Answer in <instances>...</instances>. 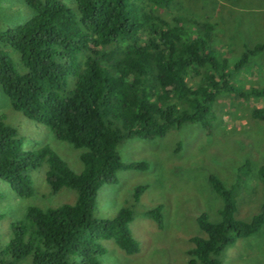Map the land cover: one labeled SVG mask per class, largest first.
I'll list each match as a JSON object with an SVG mask.
<instances>
[{"label":"trees","instance_id":"16d2710c","mask_svg":"<svg viewBox=\"0 0 264 264\" xmlns=\"http://www.w3.org/2000/svg\"><path fill=\"white\" fill-rule=\"evenodd\" d=\"M27 21L0 31V84L13 108L47 126L61 141L83 149L80 172L50 145L24 147V137L0 122V177L22 197L34 193L30 172L48 164L54 192L77 191L74 203L30 206L12 223L2 264H103L101 243L114 239L127 253L139 250L131 222L146 189L138 185L132 204L113 217L94 215L100 188L118 182L120 170H143L145 161H123L119 146L134 137L154 140L192 123L213 126L218 96L264 98V86L244 87L235 73L264 52V42L246 47L231 63L213 45L214 24L172 23L157 13L173 0H76L74 12L63 0H25ZM11 46L15 61L3 48ZM252 116L264 122V106ZM250 161L239 168L246 173ZM263 201L253 216H237L243 175L228 187L218 176L210 182L222 198L220 220L197 216L203 234L191 238L188 264H225L224 252L264 225V164L259 168ZM163 225L162 205L148 209ZM1 218V215H0Z\"/></svg>","mask_w":264,"mask_h":264},{"label":"rangeland","instance_id":"374dc122","mask_svg":"<svg viewBox=\"0 0 264 264\" xmlns=\"http://www.w3.org/2000/svg\"><path fill=\"white\" fill-rule=\"evenodd\" d=\"M63 1L78 12L76 0ZM157 13L172 23L179 19L184 25L195 20L212 22L213 45L231 63L246 47L264 42V0H173ZM32 15L25 0H0V31L23 23ZM3 48L19 61L16 50L11 46ZM234 79L244 87L264 86V52L235 73ZM256 106H264V98L223 93L214 103L210 131L199 123H192L154 140L134 137L119 146L123 161H145L148 167L120 170L117 183L104 184L96 198L94 215L113 217L122 207L132 204L135 188L145 185L130 224L140 247L135 253H127L114 239L101 240L107 249L101 256L103 264H188V251L193 246L191 238L203 234L197 216L205 211L212 221L220 220L223 202L211 185V175L218 176L228 187L243 175L237 195V216L247 219L258 212L263 201V182L258 171L264 164V122L252 116ZM0 122L19 131L25 148L50 145L72 169L77 172L83 169V149L59 140L47 126L16 111L1 84ZM247 160L250 169L240 172L239 168ZM47 170L45 162L30 172L34 187L30 197L18 195L0 177V264L1 254L12 235L11 225L25 217L28 207L48 208L76 201L75 189L52 190ZM159 204L164 218L162 226L146 213ZM223 257L225 264H264V225L230 246Z\"/></svg>","mask_w":264,"mask_h":264}]
</instances>
